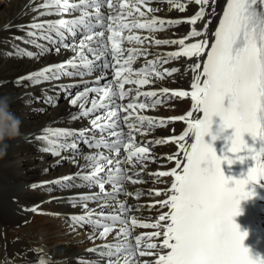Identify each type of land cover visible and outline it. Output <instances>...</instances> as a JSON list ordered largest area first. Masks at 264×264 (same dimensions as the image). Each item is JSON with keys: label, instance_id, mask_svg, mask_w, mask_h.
<instances>
[{"label": "snow or ice", "instance_id": "6c2138e0", "mask_svg": "<svg viewBox=\"0 0 264 264\" xmlns=\"http://www.w3.org/2000/svg\"><path fill=\"white\" fill-rule=\"evenodd\" d=\"M167 3L180 12L189 5L197 10L185 20H165L156 15L158 8L150 6L152 0H29L27 22L6 26L5 30L23 33L0 41L11 49L5 50L7 57H68L12 81L0 80V96L9 83L25 88L47 84L50 88L41 89L46 105L55 106L63 92L76 109L65 120L88 121L80 128L45 127L41 134H23L27 140L44 142L40 151L67 158L78 169L31 187L51 184L89 190L68 201L81 208V214L69 216L73 225L91 228L88 239L94 246L88 251L97 259L89 264H264V256L244 246L248 233L241 232L233 219L242 215L241 202L264 188V0H225L222 14L217 12V0ZM182 23L192 27L181 38H157L166 27ZM153 44L173 45L176 50L147 59L152 53L145 45ZM141 56L145 63L135 68ZM181 58H195L189 65L190 91L168 87L141 91V86L179 72L163 66ZM73 88L81 90L73 94ZM24 95L32 99V93ZM161 97L190 98L191 108L168 118L187 126L168 138L177 145V152L167 156L175 166L151 173L172 180L169 188L150 193L166 196L155 203L167 211L149 223L132 215L139 206L119 197L142 195L125 185L144 183L140 171L146 161L155 159L147 144L137 143L136 133L146 136L165 126V119L141 114L164 103ZM218 140L227 141L219 155L214 147ZM69 152L70 157L62 155ZM237 161L254 164L240 178L226 176L222 165ZM30 211L38 212V206ZM138 228L156 230L134 234ZM157 239L159 243L153 242ZM98 240L102 243H95Z\"/></svg>", "mask_w": 264, "mask_h": 264}, {"label": "bare ground", "instance_id": "6f19581e", "mask_svg": "<svg viewBox=\"0 0 264 264\" xmlns=\"http://www.w3.org/2000/svg\"><path fill=\"white\" fill-rule=\"evenodd\" d=\"M181 2H184V0H181ZM224 2L225 0H217L218 13H221ZM28 4L29 0H0V41L6 40L13 34L23 35L15 28L5 29L9 24L27 22L28 16L25 15V12ZM150 6L158 8L159 11L156 15L165 20H179L182 17L193 15L197 10V6L189 5L185 12H180L168 4L167 0H152ZM105 11L107 10L105 9ZM218 18L217 16L213 19L211 28L214 29ZM191 27L187 23L166 27L163 32L157 33V38L179 39ZM138 34L147 35L144 31H140ZM128 46L131 47V45ZM145 46L152 53L147 59H155L157 53L163 54L167 51L176 50V46L173 45L155 46L153 44ZM23 47L28 48L30 46L23 45ZM5 50L11 49L8 44L0 42V80L4 81H12L49 64L63 61L68 57V54H47L39 60L27 57H7ZM31 50L36 51L34 48ZM194 61L195 58L191 61L188 58L171 61L163 67H177L180 69L179 72L173 73L171 76L165 75L162 81L156 80L150 85L141 86V91H159L162 87L182 90L191 89L192 72L189 65ZM144 63L145 58L141 56L133 66L135 68L142 67ZM63 82L67 83L69 81L65 80ZM24 83L29 82L25 81ZM101 83H104V81ZM128 87L135 88L136 86L126 85V88ZM42 88H50V86L41 84L25 88L13 87L9 83L3 88L2 92V95L10 97V110L21 118L22 126L20 136L15 140L8 141L7 155L0 158V262H4V264H89V261L97 259L93 253L88 251L89 248L94 246L93 242L88 239L91 228L85 226L81 229L73 225L69 216L81 214V208H73L68 203L76 193H85L89 190L62 189L51 184L37 189L31 187L32 184L39 185L45 181H52L55 178L74 173L78 169L67 158L61 160V157H54L50 153L40 151L39 149L46 146L44 142L34 139L27 140L23 138V134H41L45 127L71 126L80 128L88 125L87 120L72 123L65 120L70 111H76V109L71 108L68 99H62L56 107L50 108L43 115L38 113V109H45L49 106L45 103L31 104L37 97L40 98L39 100L43 99L44 101ZM79 90L81 89L77 88V91ZM28 92L32 93L31 100H28L24 95ZM17 97L20 98L17 99ZM143 99L141 97V100ZM161 99L165 102L155 109L143 110L141 114L156 118L180 116L191 106L189 98L161 97ZM26 100H28V103L23 106V102ZM126 102L124 101V103ZM185 126L186 124L183 121H168L165 126L155 128L146 136L136 133L137 143L147 144L150 148V155L155 159L146 161V167L142 171L139 167L137 168V171H140L139 179H142L144 183L132 185L131 182H128L125 185L128 191L140 192L142 195L139 198L135 195L127 198L121 195L119 199H127L130 205L139 206L140 211L136 212L134 210L132 215L145 220V222H154L167 209L161 208L159 204L155 203L165 197L163 194L160 197H155L154 194L150 193H154V190L157 189H166L172 178H160L151 175V172L172 167L175 162L168 161L167 156L174 155L177 147L170 140L158 145L154 141L157 139L165 141L164 137L179 134ZM125 131H127L126 127ZM80 147L85 152L89 151L83 144ZM48 154L49 157H44ZM62 155L70 157L72 154L69 152L62 153ZM57 160H61V162L57 164ZM48 189L53 190L49 191ZM93 191H98V189H93ZM54 196L60 199H53ZM153 204H155V207L150 209L149 205ZM34 205L38 206V212L36 213L30 211ZM90 207H96V205L90 204ZM154 230L156 229L138 228L134 231V234ZM109 240H111V236ZM153 242L159 243V240ZM95 243H102V241L98 240Z\"/></svg>", "mask_w": 264, "mask_h": 264}, {"label": "clouds", "instance_id": "9594fccd", "mask_svg": "<svg viewBox=\"0 0 264 264\" xmlns=\"http://www.w3.org/2000/svg\"><path fill=\"white\" fill-rule=\"evenodd\" d=\"M21 126V118L10 110V97L0 96V158L7 155L8 141L20 136Z\"/></svg>", "mask_w": 264, "mask_h": 264}, {"label": "rangeland", "instance_id": "374dc122", "mask_svg": "<svg viewBox=\"0 0 264 264\" xmlns=\"http://www.w3.org/2000/svg\"><path fill=\"white\" fill-rule=\"evenodd\" d=\"M5 1H8V0H5ZM70 91L74 94V93L77 91V88H73V89H71ZM60 95H62V96H60ZM62 99H64V100L68 99V98L66 97V94L63 93V92H61V93L59 94V98L57 99L55 106H48L47 108L43 109V111H40V109H38L37 112H38V113H41L42 115L45 114V113H47V112L49 111L50 108L56 107V105H57L59 102H61ZM34 103H36V104H38V103H42V104H43L44 101H43V99H41V100H34L33 102H31V104H34ZM23 104H24L23 106H25L27 103L23 102ZM23 112H24V110H23ZM28 119H29V118H28ZM49 156H50V155L48 154V155H46V156H44V157H49ZM44 157H43V158H44ZM41 160H42V159H41Z\"/></svg>", "mask_w": 264, "mask_h": 264}]
</instances>
